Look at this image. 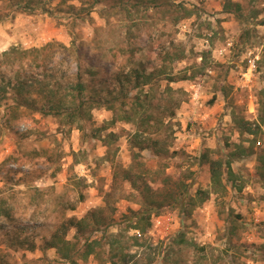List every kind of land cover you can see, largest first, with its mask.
I'll list each match as a JSON object with an SVG mask.
<instances>
[{
	"label": "rangeland",
	"instance_id": "obj_1",
	"mask_svg": "<svg viewBox=\"0 0 264 264\" xmlns=\"http://www.w3.org/2000/svg\"><path fill=\"white\" fill-rule=\"evenodd\" d=\"M147 1L130 8L131 0H0V52L51 44L42 63L54 79L67 85L80 70L90 87L113 93V70L167 66L177 80L159 78L158 85H169L181 100L169 118L168 153L155 156L138 149L139 137L132 140L137 114L112 123L120 108H93L80 130L40 111V95L14 109L17 96L8 92L0 104V198L10 215H0V264H64L55 248H42L44 241L65 218L94 209L108 222L104 233L128 244L129 261L117 253L115 263L90 255L80 264H264V182L255 154L231 162L234 177L222 193L193 207L182 200L210 187L203 152L231 159L236 144L250 143L233 115L255 121L264 101V0H234L240 19L223 11L224 0H183L191 14L178 21L175 11ZM179 53L181 59H167ZM252 58L256 69L248 74ZM18 64L4 68L6 75ZM128 77L133 81L134 73ZM255 146L264 148V136ZM132 151L139 154L133 158ZM130 166L134 184L123 178ZM136 211L150 223L139 246L129 240L138 232L129 227ZM75 234L72 227L66 238L74 241ZM105 234L91 237L107 248Z\"/></svg>",
	"mask_w": 264,
	"mask_h": 264
},
{
	"label": "trees",
	"instance_id": "obj_2",
	"mask_svg": "<svg viewBox=\"0 0 264 264\" xmlns=\"http://www.w3.org/2000/svg\"><path fill=\"white\" fill-rule=\"evenodd\" d=\"M131 1L130 8L132 6L138 7L141 0ZM151 2L159 10L165 8V13L169 15H173L175 11L178 14L175 18L176 21L187 18L191 14V11L185 7L186 4L183 0H148L147 6ZM240 7L239 2L224 0L223 11L232 13L234 17H239V19L241 18ZM50 50H52V45L45 44L42 47L31 49L10 46L8 49L0 52V104L8 92H13L17 96V100L16 104L11 107L14 109L22 105L30 107L32 104L29 102V97L35 93L40 95L44 100L39 108L40 111H43L45 114L52 113L55 116H63V120L68 126H76L80 130L83 129V120L91 118V109L104 107L115 112L116 108H120L121 115L118 112V115L114 116L111 121L112 123L115 121L127 122L130 121L132 115H138L137 126L139 130L134 131L132 140L134 142L135 138L139 137V140L134 142V144H137L139 150L149 148L155 156H165L168 153V139L170 135L167 133V130H171L172 124L169 118L174 115L175 108H177L181 100L176 99L174 96L176 90H173L169 85L166 84L163 89H160L158 85L159 78L161 80L167 79V82L177 80L173 74H170L171 70L167 71V66H152L149 71H146L143 65H141V68H131V72L134 73L133 81L128 77L131 72L124 73L122 68L117 71L113 70L110 74L117 82V92L113 93V90L109 88L103 92L102 88L90 87L83 80L80 70L68 77L70 81H68L67 85L61 84L60 77L54 79L56 78L55 72L47 73L45 71L47 67L42 63L47 56V52ZM165 55L166 57L169 56V54ZM175 58L181 59V54H175V56H170L167 59L174 60ZM26 59H29L27 65H30V69L23 67V61ZM16 61L19 63L17 70H12V68L11 74L6 75L4 68L12 67ZM78 65L80 66L79 63L77 67ZM33 67H40L41 70L33 71L31 69ZM185 77L184 75L179 78ZM143 86H147L144 92ZM261 94H263L261 97H264V86ZM122 113H124L123 116ZM233 122L240 134L252 136L250 143L245 146L242 143L236 144V149L230 153L231 159L208 158L207 153L203 152L202 157L208 165L210 187L207 189H197L194 194H187V197L182 198L191 207L205 202L211 193L220 194L226 189L227 183L234 177L231 162L241 156L256 155L258 164L256 174L264 182V148L258 149L255 146L256 139L264 136V101L261 100L257 120L251 121L246 119L244 115L234 114ZM101 129L102 127L95 128L91 136H96L97 132ZM149 131L153 134L155 133L156 136L154 138L151 137ZM137 154H139L137 151H132L133 158ZM132 167L123 169L122 172L123 178L130 180L134 184L136 183L134 182V175L130 171ZM116 177L117 172H114L113 183H115ZM238 188L240 189L241 186ZM4 203V200L0 198V215L9 216V208H5ZM73 208V205L69 207V209ZM98 211L99 213L95 214V209L90 210L79 219L74 216L65 218L56 226L50 237L44 241L42 248H55L59 257L55 259L62 260L64 264H80V261L85 263L90 255H94L95 257L101 256L111 263H115L112 259L117 257V253L121 255V260L125 262L129 261V258L127 259L124 253L125 246H128V244H118L116 242L117 234L104 233V228L106 229L108 222L100 214L102 211L100 209ZM148 216V214L145 215L140 211L133 212L134 224H131L129 227L136 229L138 232L131 235L129 240L135 246L141 245L139 240L143 239L142 234H144L146 228L150 225ZM72 227L76 231L75 237L77 239L74 241L66 238L68 230ZM102 230L107 239V248L105 245L103 246L105 242L102 238L91 237V235L93 236L96 232ZM81 237L83 239H80ZM113 239H115V243L112 242ZM29 248H34L33 242H30Z\"/></svg>",
	"mask_w": 264,
	"mask_h": 264
},
{
	"label": "built area",
	"instance_id": "obj_3",
	"mask_svg": "<svg viewBox=\"0 0 264 264\" xmlns=\"http://www.w3.org/2000/svg\"><path fill=\"white\" fill-rule=\"evenodd\" d=\"M256 69V60L254 58L248 60L247 73L250 74Z\"/></svg>",
	"mask_w": 264,
	"mask_h": 264
}]
</instances>
